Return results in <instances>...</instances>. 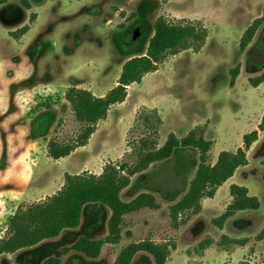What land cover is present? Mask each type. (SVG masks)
<instances>
[{
	"label": "rangeland",
	"instance_id": "374dc122",
	"mask_svg": "<svg viewBox=\"0 0 264 264\" xmlns=\"http://www.w3.org/2000/svg\"><path fill=\"white\" fill-rule=\"evenodd\" d=\"M263 12L264 0H0V173H10L33 137L39 139V149L32 145L29 151L41 156L50 139L63 143L76 139L82 125L64 100V92L70 86L96 95L109 91L117 84L124 62L146 51L159 16L200 22L209 31L206 44L199 52L186 49L168 55L141 84H131L125 103L115 104L87 148L68 159L69 170L76 173L86 160L91 163L82 169L92 173L110 161L132 163L128 141L141 134L135 120L144 108L157 107L163 119L160 146L171 132L181 138L196 126H205L206 139L213 143L210 164L221 151L243 147V136L254 130L264 112V82L258 87L249 83L264 72V23L244 50L240 41ZM26 24L31 29L19 41L22 36L17 30ZM137 28L140 39L127 42ZM236 66L240 71L232 85L231 70ZM45 88L56 90L40 92ZM33 93L34 101L22 115L20 105ZM246 152L248 164L239 167L213 198H204L205 209L189 214L179 228L170 224V207L185 194L199 165V152L193 148H178L170 159L132 177L122 199L130 201L148 192L160 208L127 214L121 242L104 246L97 259L70 249L82 236L107 234L109 210L89 204L78 228H66L56 238L3 254L0 264H41L49 257L60 258L61 264H113L123 246L147 238L172 244L171 254H187V264H264V238H257L264 228V131ZM16 170L18 177L7 183L19 194L43 183L36 177L37 182L30 180L35 171L30 164L21 163ZM231 183L246 186L261 206L239 212L220 228L213 220L231 200ZM44 190L40 196L13 202L7 225L18 206L44 200L59 185ZM7 233L8 229L2 238ZM132 264H153V260L139 253Z\"/></svg>",
	"mask_w": 264,
	"mask_h": 264
},
{
	"label": "trees",
	"instance_id": "16d2710c",
	"mask_svg": "<svg viewBox=\"0 0 264 264\" xmlns=\"http://www.w3.org/2000/svg\"><path fill=\"white\" fill-rule=\"evenodd\" d=\"M34 15L32 14L31 21ZM262 23L264 12L243 33L240 41L242 50L252 42ZM29 30L30 24H26L17 30V35L22 36ZM208 35V29L200 22L172 21L165 16H159L154 22V32L146 51L133 55L124 62L117 84L105 95L98 96L89 89L77 86H70L66 90L65 100L69 103L75 119L82 125L81 131L70 143L50 139L47 145L49 157L60 159L70 155L77 148L86 146L96 132L99 122L107 118L110 108L126 100L131 84H141L145 75L156 72L168 55H176L186 49L201 51ZM239 71V66L231 70L232 85L236 83ZM263 82L264 72L249 79L253 87H258ZM162 125L163 119L157 108H144L135 120V126L142 130L141 134L135 141H128V147L134 156L132 163L110 161L105 164L100 174L89 171L79 174L66 172L64 184L59 191L42 201L21 204L9 220L7 236L0 238V255L13 254L21 249L36 246L44 240L56 238L66 228H78L85 206L95 203L110 210L107 234L102 238L82 236L70 249L79 251L90 259H97L104 245L121 242L122 225L127 214L143 208H160L156 197L148 192L140 193L130 201L122 199L121 193L130 185L132 177L144 172L153 163L170 159L178 148H193L199 152V165L185 194L170 207V224L173 228H179L187 222L189 214L201 212L204 198H213L218 188L232 178L239 167L248 164L246 150L258 140L259 131H264V114L258 129L243 136V147L235 151H221L214 164L208 162L213 143L205 137V126H196L181 138L171 132L160 146ZM229 191L230 203L225 211L213 220L220 228L238 212L258 210L261 206L259 198L251 195L246 186L233 183ZM257 238H264V228ZM231 241L242 243L244 240ZM173 247L168 242L157 243L150 238L130 242L121 248L113 264H132L139 253L150 255L153 264H166ZM61 263L60 258L49 257L41 264Z\"/></svg>",
	"mask_w": 264,
	"mask_h": 264
},
{
	"label": "crops",
	"instance_id": "0c3cea01",
	"mask_svg": "<svg viewBox=\"0 0 264 264\" xmlns=\"http://www.w3.org/2000/svg\"><path fill=\"white\" fill-rule=\"evenodd\" d=\"M31 24H30V29H31ZM24 36H25V34L22 35V37L19 38L18 40L19 41H22L24 39ZM77 87H79V86H77ZM53 90H56V89H51V88L50 89H47V88H45L44 90H42L40 92L49 93V92H51ZM40 92H36V93H40ZM65 92H64V96H65ZM107 92H105L103 94H99L98 96H103ZM36 93H33L32 95H30L29 97L26 98V101H24V103H21L22 105H20V108L19 109H20V113L22 115L23 114H25V115L27 114V112H28L27 105H29L30 102H33L34 101V98L36 96ZM64 100H65V97H64ZM125 101L123 103H125ZM114 107H115V105H113L110 108V111L113 110ZM154 108H157V107H154ZM263 114H264V112H263ZM263 114L261 115V118H262ZM103 121L104 120H102V122ZM260 121H261V119H260ZM259 123H258V125H259ZM258 125H256V127L254 128V130L255 129H258ZM100 128H101V126H100V122H99L98 128H97L96 132ZM29 130H30V133L32 135V126L31 127L29 126ZM96 132L91 136L90 141L92 140V138L96 134ZM207 132L208 131L205 132V137H206ZM10 134L11 133H7V135H10ZM8 137H10V136H8ZM48 142H49V140H48ZM48 142H47V144L45 146L46 147V149H45L46 154H45V156H41L40 154H38L39 152H37V153L34 152L33 153V151H29V149L31 148L32 145H37L38 146V149H39V139L37 137H33L32 140H31V143L30 144H27V145H25L23 147L24 148L23 156H22V158L20 160H18L15 163V165L12 167L10 173L7 174L5 171H2L0 173V238H2V236L5 233V231H7V229H8V225L6 223V219L9 217L10 210H11V206H12V203L13 202L16 203L19 199H21V201H23L26 197L40 196L43 193H45V190L44 189L45 188H48V187L50 188V186L53 188V187L59 185V190H60L61 187L64 184V174L66 172L67 173H70V174H79V173H81L83 171L82 168L84 167V165H86L87 163H91L89 160L84 161L81 164V166L79 167L78 171H76V173H74L73 171L69 170L70 165L68 164V159L74 153L80 152V151H83L84 149H86L87 148V145L84 146V147L77 148L75 151H73L70 155H68L66 157H62L60 159H53V158L49 157V155H48V151H47ZM17 146L20 147L19 142H17ZM21 163L30 164L31 166L35 167V171H33V174L30 177V180L32 182H37V181H35L36 180L35 177H36L37 180L39 179V181H41L43 183L41 184L39 182V184H41L40 186L39 185H36V183L34 185L32 184L33 187H34V189H30V190H27V191L22 192L21 194H19L16 190L12 189L11 186H8L9 184L7 183V181L10 180V179H14V178L18 177L17 176V170L16 169H17L18 165L21 164ZM104 166H105V164H104ZM102 170H103V168H100V171L94 172V173L95 174H100L102 172ZM56 177H57V181H55ZM44 181H47V182H45V184H44ZM228 181H226L225 183H228ZM231 184H233V183H231ZM231 184H228L229 188H230V185ZM35 187H38V188H35ZM53 194H51V195H53ZM203 200H205V199H203ZM90 204H95V203H90ZM87 205H89V204H87ZM97 205H100V204H97ZM202 209L203 210L205 209V206L203 204H202ZM84 210H85V208H84ZM109 213H110V210H109ZM83 214H84V211H83ZM83 214H82V220H83ZM237 214H235L233 217H237ZM109 216H110V214H109ZM222 232H224V229H222ZM106 245H114V244H106ZM106 245H104V246H106ZM226 253H228V252H226ZM189 260H190V257L187 254H185V253H180V254L175 255V256H173V254H170V256H169L166 264H184V263L187 264Z\"/></svg>",
	"mask_w": 264,
	"mask_h": 264
},
{
	"label": "water",
	"instance_id": "95a60500",
	"mask_svg": "<svg viewBox=\"0 0 264 264\" xmlns=\"http://www.w3.org/2000/svg\"><path fill=\"white\" fill-rule=\"evenodd\" d=\"M140 31L139 28H137L134 33L131 35V37L129 38V40L127 42H135L138 41L140 39Z\"/></svg>",
	"mask_w": 264,
	"mask_h": 264
},
{
	"label": "flooded vegetation",
	"instance_id": "af4514ba",
	"mask_svg": "<svg viewBox=\"0 0 264 264\" xmlns=\"http://www.w3.org/2000/svg\"><path fill=\"white\" fill-rule=\"evenodd\" d=\"M132 35V34H131Z\"/></svg>",
	"mask_w": 264,
	"mask_h": 264
}]
</instances>
